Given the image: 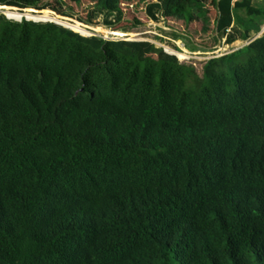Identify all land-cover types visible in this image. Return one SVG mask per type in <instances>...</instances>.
Wrapping results in <instances>:
<instances>
[{"label": "trees", "instance_id": "16d2710c", "mask_svg": "<svg viewBox=\"0 0 264 264\" xmlns=\"http://www.w3.org/2000/svg\"><path fill=\"white\" fill-rule=\"evenodd\" d=\"M67 2L88 3L86 25L63 18ZM0 7L89 30L103 16L119 35L140 9L174 39L201 20L248 41L198 68L151 41L0 11V264H264V32L250 37L264 0Z\"/></svg>", "mask_w": 264, "mask_h": 264}, {"label": "rangeland", "instance_id": "374dc122", "mask_svg": "<svg viewBox=\"0 0 264 264\" xmlns=\"http://www.w3.org/2000/svg\"><path fill=\"white\" fill-rule=\"evenodd\" d=\"M41 2H51V0H41ZM66 4L67 5L66 7L64 6V9L68 11L72 16L71 17L60 16V17H63L68 21H78V22H80L79 21L80 19H84L86 17V13L88 10L87 8L88 3L83 2L79 5H76L71 2H67ZM15 10L19 11L16 8ZM43 10L49 11L52 15H57L52 10H49V9H43ZM43 10H40V11H43ZM129 10L130 11H128L125 15V21L120 23L118 26H121V25L128 26L129 24L133 22L132 21L133 19L140 20L139 22H141L143 25L132 28L128 32H123L121 30H118L122 32L123 35H119L116 31H113L110 28H108L104 24L103 16L96 17L91 25H87L91 27L90 30L86 27L85 29L89 31V35L93 34V35L101 36L102 38L115 39V40L127 39V40L151 41L156 46L162 47L165 51L171 52V54L176 52L175 54H177L176 56L180 60H188V59L194 60L198 68H200V65H199L200 62H202L206 58H210L212 56H219L221 54L231 52L235 49L243 47L248 42L244 40H236L231 44H227L223 39L216 40L215 33L211 29L212 27H210V30L208 32L202 31V28H201L202 21L201 20H196V21L191 22L187 26L186 29L183 28L180 22H178L177 24H174L172 28H174L176 31L183 32L186 35L185 37L186 39H181V40L174 39V37L170 33H168L169 29L167 25L164 24L163 21L161 20L157 22L149 21L147 17L145 16L144 12L140 9L136 11H132L131 9ZM0 11L2 13L5 12L3 8H0ZM36 11H39V10H36ZM33 13H36V12H33ZM235 14L239 15L237 19H239L241 23L240 24L241 26H239L240 31H244V27H242V25H245L246 23H248L249 18L241 10L235 11ZM19 17L20 16L13 17V18L18 19ZM208 17L211 18L212 15L208 13ZM13 18H10V19H13ZM81 24H84V23H81ZM262 29H264V25L260 26V31ZM259 33H255L254 30H252L250 32V37L252 39L255 37H258L260 35ZM85 36H88V34ZM186 45L196 46L198 50L195 52H190ZM179 52L182 53L183 56L180 55ZM179 56H181L182 58H180Z\"/></svg>", "mask_w": 264, "mask_h": 264}, {"label": "bare ground", "instance_id": "6f19581e", "mask_svg": "<svg viewBox=\"0 0 264 264\" xmlns=\"http://www.w3.org/2000/svg\"><path fill=\"white\" fill-rule=\"evenodd\" d=\"M5 13L9 16V17H11V18H13V17H18V16H20V17H28V18H35V19H56V18H54V17H52V16H50L48 13H44V14H42V15H32V14H30V13H18V12H16V11H9V10H6L5 11ZM19 17V18H20ZM18 18V19H19ZM56 20H58V19H56ZM58 21H60V20H58ZM61 22H63V23H65V24H68V25H70L74 30H77V31H79V32H82V33H84V34H89V31L88 30H86L84 27H80V26H78V25H74V24H70V23H68V22H65V21H61ZM167 47V46H166ZM165 47V48H166ZM168 48V47H167ZM173 51V50H172ZM174 52V51H173ZM180 53V52H179ZM180 55H182L183 56V54L182 53H180ZM180 58H182L181 56H179Z\"/></svg>", "mask_w": 264, "mask_h": 264}, {"label": "water", "instance_id": "95a60500", "mask_svg": "<svg viewBox=\"0 0 264 264\" xmlns=\"http://www.w3.org/2000/svg\"><path fill=\"white\" fill-rule=\"evenodd\" d=\"M1 8V7H0ZM25 10V9H24ZM24 10H22V11H24ZM7 18H11V17H9L5 12L3 13ZM22 18H25L26 20H33V21H50V22H54V23H57V24H60V25H63V26H65V27H68V28H70V29H72V30H74L70 25H68V24H65V23H63V22H61V21H58V20H56V19H35V18H28V17H20L19 19H15V18H13V19H15V20H18V21H20ZM74 31H76V32H79V31H77V30H74ZM264 32V29H262L261 31H260V35L262 34ZM80 34H82V35H87V34H84V33H82V32H79ZM89 35V34H88ZM259 35V36H260ZM258 36V37H259Z\"/></svg>", "mask_w": 264, "mask_h": 264}, {"label": "built area", "instance_id": "2783aa9c", "mask_svg": "<svg viewBox=\"0 0 264 264\" xmlns=\"http://www.w3.org/2000/svg\"><path fill=\"white\" fill-rule=\"evenodd\" d=\"M91 35H93V34H91ZM104 39H108V38H104ZM167 52V51H166ZM168 53H170L171 54V52H168ZM176 53V52H175ZM175 53H172V54H174V55H177V54H175Z\"/></svg>", "mask_w": 264, "mask_h": 264}]
</instances>
